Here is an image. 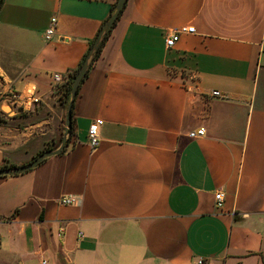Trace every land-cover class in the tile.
I'll return each mask as SVG.
<instances>
[{"label":"crops","instance_id":"crops-1","mask_svg":"<svg viewBox=\"0 0 264 264\" xmlns=\"http://www.w3.org/2000/svg\"><path fill=\"white\" fill-rule=\"evenodd\" d=\"M113 1L3 0L0 111L19 124L0 125V164L59 145L52 76L78 65ZM10 90L40 101L13 118ZM72 120L65 152L0 177V264H264V0H128Z\"/></svg>","mask_w":264,"mask_h":264},{"label":"water","instance_id":"water-1","mask_svg":"<svg viewBox=\"0 0 264 264\" xmlns=\"http://www.w3.org/2000/svg\"><path fill=\"white\" fill-rule=\"evenodd\" d=\"M3 0H0V6ZM128 0H117L114 6V10L111 15L103 22V25L98 33L97 37L95 38L94 42L89 48V51L86 55V58L81 65L80 69L78 70L76 76L74 77L73 83L71 85L69 100L66 106V116H65V127L62 134V139L59 145L55 149H49L43 151L40 155L35 157L30 162L19 165V166H10L0 168V177L7 176V175H14L29 171L39 164H41L44 159L50 156H54L60 154L66 147V144L70 141V137L72 136V116H73V107L75 99L78 95V90L80 85L85 78L86 74L88 73L89 69L93 65L95 58L104 42L108 32L111 30L113 25L115 24L118 16L122 12L123 8L126 5Z\"/></svg>","mask_w":264,"mask_h":264},{"label":"built area","instance_id":"built-area-1","mask_svg":"<svg viewBox=\"0 0 264 264\" xmlns=\"http://www.w3.org/2000/svg\"><path fill=\"white\" fill-rule=\"evenodd\" d=\"M57 24H58V17L57 15H53L50 19V23L49 26L46 28V30L44 31V38L46 40H50L56 30H57ZM183 31H188V32H193L194 31V26H188V27H182L181 29H170L167 31L166 33V37H165V41H166V46L167 47H173L177 41L180 38V35ZM53 87L54 89H57L58 86L62 83H64L66 81V77L61 74V73H54L53 76ZM10 95H11V102L14 105H18L21 104V108L19 110H23V109H27V108H31L32 106H34L36 103H38L40 101V98L36 97V96H32L31 97V102L28 103L27 101L25 103H21V97L18 93H16L15 91L10 90ZM210 95L213 97H217V98H227L228 95L222 93L219 90H213L210 92ZM0 98H4V93H0ZM27 106V108H26ZM23 108V109H22ZM103 124V119L101 118H96L95 120H93L88 128V137H89V144L92 148H95L99 145L100 143V127ZM204 129L201 128L198 131H191L189 133V135L191 137H196V136H201L204 134ZM224 198H225V194L222 190H218L215 192V205L218 208H221L223 206L224 203ZM78 202V198L75 195H66L60 198V203L61 204H73V203H77ZM79 236L82 237L83 233L80 231L79 232ZM41 264H47V261L45 259L41 260ZM196 264H210L209 259L205 258V257H199L196 261Z\"/></svg>","mask_w":264,"mask_h":264},{"label":"trees","instance_id":"trees-1","mask_svg":"<svg viewBox=\"0 0 264 264\" xmlns=\"http://www.w3.org/2000/svg\"><path fill=\"white\" fill-rule=\"evenodd\" d=\"M116 1H117V0H114V1L111 3V10H110L109 16L111 15V13H112L113 10H114V6H115V4H116ZM2 2H3V1H2ZM121 14H122V12H121L120 15L118 16L117 20L120 18ZM109 16H108V17H109ZM117 20H116V22H117ZM116 22H115V24H116ZM115 24H114V25H115ZM102 25H103V23H102ZM102 25L99 27V29H98L96 35H95V36L89 41L88 49H87V51L85 52V54L83 55V57L81 58V60L79 61L78 65H77L76 67H74V68L68 70V72L65 74L66 81H65L64 83L60 84V85L58 86V88L54 91V94L57 95V99H58V100H59V101L65 106V107L67 106V103H68V100H69L70 89H71V85H72V83H73L74 77L76 76L78 70L80 69L81 65L83 64V62H84V60H85V58H86V55H87V53H88V51H89V48H90V46L92 45V43L94 42V40H95V38L97 37L98 33L100 32V29H101ZM114 25H113V27H114ZM113 27H112V28H113ZM112 28H111V30L108 32V34H107V36H106L104 42L102 43V46H101V48H100V50H99V52H98V54H97L95 60H96V59L98 58V56L100 55L101 50H102V47H103V45L105 44V41L107 40V38L109 37V35H110L111 31H112ZM89 70H90V69H89ZM88 72H89V71H88ZM87 75H88V73L86 74L85 78L87 77ZM85 78H84V79H85ZM84 79H83V81H84ZM83 81H82V82H83ZM24 113H25V111L23 110L20 114L15 115L13 118H19V117H22ZM72 128H73V120H72ZM61 139H62V135H61V137H60V139H59L58 144L60 143ZM68 145H69V142L66 144L65 149H64L61 153L65 152V151L67 150ZM48 149H49V148H48ZM41 153H42V152L38 153V155H40ZM10 166H13V165H12V164L8 165L7 163L0 164V168L10 167ZM1 218H3V217H0V219H1ZM8 218H10V217H8ZM5 219H7V218L5 217Z\"/></svg>","mask_w":264,"mask_h":264},{"label":"rangeland","instance_id":"rangeland-1","mask_svg":"<svg viewBox=\"0 0 264 264\" xmlns=\"http://www.w3.org/2000/svg\"><path fill=\"white\" fill-rule=\"evenodd\" d=\"M0 87H1V84H0ZM0 93H1V90H0ZM2 100H3V98H0V105H1V102H2ZM17 110H19L21 107H17V105H15L14 106ZM5 109L7 110V111H9L10 110V108L7 106V107H5ZM23 109V108H22ZM24 110V109H23ZM23 110H19L20 112L19 113H21ZM11 111V115L13 114V111L12 110H10ZM18 113V114H19ZM10 125V126H16V125H18L19 124V120L17 119H14V120H11L10 119V117L9 116H7L6 114H4L2 111H0V125Z\"/></svg>","mask_w":264,"mask_h":264}]
</instances>
